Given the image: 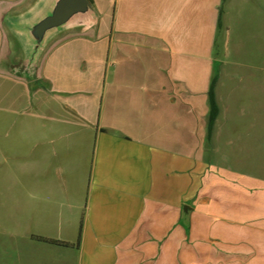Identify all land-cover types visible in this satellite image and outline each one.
<instances>
[{
	"label": "crops",
	"instance_id": "crops-1",
	"mask_svg": "<svg viewBox=\"0 0 264 264\" xmlns=\"http://www.w3.org/2000/svg\"><path fill=\"white\" fill-rule=\"evenodd\" d=\"M37 1L0 0V235L74 264H264V178L215 162L219 114L206 131L215 45L256 37L264 0H90L24 71L6 19Z\"/></svg>",
	"mask_w": 264,
	"mask_h": 264
},
{
	"label": "rangeland",
	"instance_id": "rangeland-1",
	"mask_svg": "<svg viewBox=\"0 0 264 264\" xmlns=\"http://www.w3.org/2000/svg\"><path fill=\"white\" fill-rule=\"evenodd\" d=\"M238 30L232 28L228 42L215 46V93L220 113L214 130L218 136L210 145L215 162L264 178V24L258 37ZM228 118L230 122H226ZM38 222L40 231L47 234L45 220ZM14 223L8 217L4 222L0 264H74L75 251L39 240L31 231H19ZM52 230L47 237L56 239V229ZM59 238L75 240L73 235Z\"/></svg>",
	"mask_w": 264,
	"mask_h": 264
},
{
	"label": "water",
	"instance_id": "water-1",
	"mask_svg": "<svg viewBox=\"0 0 264 264\" xmlns=\"http://www.w3.org/2000/svg\"><path fill=\"white\" fill-rule=\"evenodd\" d=\"M95 20L89 0H38L29 11L8 17L6 26L23 51L24 71H30L52 39Z\"/></svg>",
	"mask_w": 264,
	"mask_h": 264
},
{
	"label": "trees",
	"instance_id": "trees-1",
	"mask_svg": "<svg viewBox=\"0 0 264 264\" xmlns=\"http://www.w3.org/2000/svg\"><path fill=\"white\" fill-rule=\"evenodd\" d=\"M90 1V0H89ZM216 46V45H215ZM24 76H30V74L22 73ZM218 75L215 74L213 75L209 89L207 92V102H208V116H207V139L209 140L211 132L213 130L214 123L216 121V118L219 114V107L216 101V93H215V85L217 82ZM81 233H82V220L80 222V227H79V233L76 241V246H78L81 238ZM39 240H43L45 242H49L52 244H60V245H68L66 242L54 240V239H48V238H43V237H37Z\"/></svg>",
	"mask_w": 264,
	"mask_h": 264
}]
</instances>
